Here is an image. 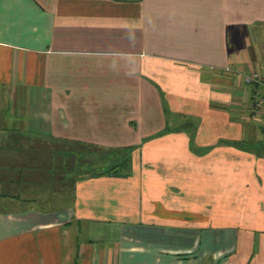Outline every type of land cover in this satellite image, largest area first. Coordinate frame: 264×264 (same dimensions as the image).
Wrapping results in <instances>:
<instances>
[{
  "label": "crops",
  "instance_id": "1",
  "mask_svg": "<svg viewBox=\"0 0 264 264\" xmlns=\"http://www.w3.org/2000/svg\"><path fill=\"white\" fill-rule=\"evenodd\" d=\"M256 71L264 0H0V264H264ZM20 130L129 160L57 206Z\"/></svg>",
  "mask_w": 264,
  "mask_h": 264
},
{
  "label": "rangeland",
  "instance_id": "2",
  "mask_svg": "<svg viewBox=\"0 0 264 264\" xmlns=\"http://www.w3.org/2000/svg\"><path fill=\"white\" fill-rule=\"evenodd\" d=\"M20 132L19 140H14L13 145V150L18 148L19 152L18 170L14 167L13 179L27 187L23 190L28 197L34 195L30 191L37 190V195L50 191L57 206L69 203L76 180L119 172L129 160L126 152L57 141L43 135L32 138ZM13 157L16 160L15 152ZM7 174L10 177L11 172Z\"/></svg>",
  "mask_w": 264,
  "mask_h": 264
},
{
  "label": "built area",
  "instance_id": "3",
  "mask_svg": "<svg viewBox=\"0 0 264 264\" xmlns=\"http://www.w3.org/2000/svg\"><path fill=\"white\" fill-rule=\"evenodd\" d=\"M242 80L246 84H250L253 86L261 85L264 88V79H262V77L259 75L257 71L250 72V73H243ZM254 97H255L254 100L250 104L251 109H252V118L258 119V117H260V114H261L260 112L262 110L264 111V90L257 97L255 95ZM263 128H264V123H263Z\"/></svg>",
  "mask_w": 264,
  "mask_h": 264
}]
</instances>
